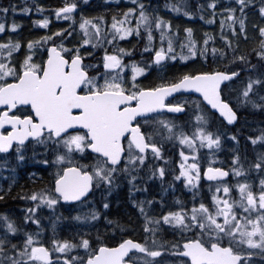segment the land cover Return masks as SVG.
<instances>
[{
	"label": "snow or ice",
	"instance_id": "6c2138e0",
	"mask_svg": "<svg viewBox=\"0 0 264 264\" xmlns=\"http://www.w3.org/2000/svg\"><path fill=\"white\" fill-rule=\"evenodd\" d=\"M229 3L167 0L164 8L186 17L199 13L209 24L219 14L222 47L215 46V35L205 32L198 40L193 28L185 27L179 51L171 21L146 0L118 7L110 22L106 11L85 16L79 0H62L50 9L39 0L22 7L11 0L0 3V34L9 33L0 39V175L5 168L12 172L7 188L0 186V200L12 197L17 167L31 160L54 170L46 184L21 188L12 197L25 202L22 216L0 213V264H264V127L258 135H245L252 157L247 144L243 152L238 147L241 130L232 131L249 106L264 113V23L252 25L251 46L247 23L249 10L264 21V0ZM33 8L72 23L52 31L50 15H43L33 23L47 32L13 39L19 24L7 22L9 13ZM129 38L143 39V47L121 46ZM137 51L140 61L131 58ZM178 61L201 67L142 82L153 68ZM184 96L191 99H178ZM189 105L197 123L186 132L168 117L182 115ZM217 120L222 128L213 131ZM223 137L234 142L230 164L213 166ZM166 143L179 145L174 179L183 178L192 191L191 206L177 201L164 211L161 200V214L151 215L155 198L132 200L137 219L142 218L137 236L131 221L103 215L111 207L109 193L124 182L130 195L140 184L147 191L148 181L163 178L159 161L169 159ZM28 175L37 183L42 179V174ZM202 178L209 182L207 202L200 197ZM98 191L99 208L93 203ZM43 207L70 213L51 221L47 239ZM61 219L81 222L72 239L56 236ZM101 219L106 230L119 231L118 242L110 245L104 238ZM169 229L171 239L165 238Z\"/></svg>",
	"mask_w": 264,
	"mask_h": 264
},
{
	"label": "rangeland",
	"instance_id": "374dc122",
	"mask_svg": "<svg viewBox=\"0 0 264 264\" xmlns=\"http://www.w3.org/2000/svg\"><path fill=\"white\" fill-rule=\"evenodd\" d=\"M25 2L24 0H22ZM89 2V0H87ZM102 6L103 9L105 7H111L112 12H114L118 7L123 8L125 6H130V0H102ZM228 5H221L219 7H227ZM111 12V13H112ZM20 14L16 13L14 16L11 14V17L7 22L11 23L14 19L15 22L19 24L21 27L20 32L22 33L23 30H26V33L29 34V38L38 37L40 35H43V30L35 28V24L33 23V19L31 17H19ZM216 19L219 20V14H217ZM36 20V18H35ZM110 22V17H109ZM72 23V21H64V20H57L56 18L52 17L50 15V29L52 31H55L57 28L61 27H67L68 24ZM186 26H189V22H185ZM76 26L78 27V20L76 23ZM200 28L199 25H195V31L196 34H198ZM48 31V29H47ZM19 32V28L16 30L15 34ZM9 35V33L0 34V39H5ZM20 36V33L18 35V38ZM27 39H25L26 41ZM138 40L129 38L128 44H123L121 46H131L132 43L137 42ZM132 42V43H131ZM176 43V42H175ZM156 44L159 46V40H158V34L156 38ZM177 48H179V43H176ZM146 54V57L144 59L148 58V54ZM175 62H169V65H166L164 68L159 69V71L156 70V68L152 69V76L148 77L147 80L154 79L158 76H165L166 78L170 77V74L172 72V68ZM182 63H187V61H182ZM142 81L143 83H147L148 81ZM178 99H184L189 100L191 97H178ZM253 112L255 111L250 106L246 109H244L241 113L246 116L245 112ZM173 119L177 125L180 126V120L178 118H169ZM186 121L190 124L188 128V132H191L193 126L197 123L195 120V115L191 110V105L188 107V112L186 116ZM183 123H186L185 121ZM261 127H264V122H255V121H249L245 119H240V123L232 129V131L241 130L240 135V145L238 146L243 152L245 150V145L247 144V152L249 157H252L253 155V149L250 145V142L245 141V135H258L259 129ZM217 128H222L220 125V122L217 120L215 121L212 129L215 131ZM211 129V130H212ZM245 142V143H244ZM165 155L169 158L167 161H159L160 164H163L165 167L166 175L161 178L158 175L153 178L152 180L147 182V191H144V185L140 184V190L135 191L129 194L128 191V185L126 182L122 183L120 188L114 190L113 192L109 193V199L111 201V207L104 211L103 215H107L109 219H117L120 218V221L118 223H124L127 224L129 221H131V224L134 228L137 230L133 233L134 235H139V229L138 226L142 220H138V210L134 204L131 203L132 200H140V199H154V206L150 208L149 214L156 215L161 214V208L162 205L160 203L161 200L164 201L163 210L167 211L169 210L166 206H174L177 204V201L181 202V204L188 203L189 207L191 199H192V191L189 188H186L183 184V178L180 180L174 179V174H179V166L178 163H173V161H178L179 159V145L178 143L176 146H173L170 143H166L165 145ZM234 147V142L230 141L228 138L223 137L221 142V147L218 150L214 149L215 157H218L214 161L213 166L217 167H227L230 164V152L232 151ZM37 151H40V149H37ZM207 149H204L203 152L205 154L206 159H212L211 157H207ZM256 151H259V148L256 149ZM39 159V157L37 158ZM175 170V173H174ZM5 175H0V186H3L7 188V185L9 184V177H12V172L10 168H5L2 170ZM54 171L52 169H49L45 171L43 169V166L38 165L35 161H28L27 164H24L20 167L16 168L15 172V180L16 184L11 189V192H13L12 197H16L17 193L20 191L21 188L24 189H31L33 185L35 184L36 187H40L42 183H47L50 173ZM38 173L42 174V179L40 183H37L34 178L29 177L28 173ZM139 183V182H138ZM157 195V196H156ZM161 195V196H160ZM210 193L208 192V184H205L201 180V187H200V197L203 198L206 202L210 200ZM152 196V197H151ZM12 197H9V204L3 208L0 209V213H8L11 216L15 218H19L23 214V210L25 208V202L20 200L19 198L13 199ZM101 197L100 192L98 191L95 194V197L93 199V203L98 202ZM166 197V198H165ZM2 200H0L1 202ZM16 206H15V204ZM92 204H89V207H91ZM96 206L99 208V203H96ZM75 212L71 213V215H74ZM41 215L44 217L42 220V223L44 224L47 235L44 237L47 239L48 237L52 236V232L50 229L51 221L56 218V216L62 215L63 217H69L70 213L64 208V207H58L55 210V213L53 214L51 210L47 209L46 207H43L41 210ZM131 217V218H130ZM81 222L72 221L71 219H61L57 222L56 227V236L59 238L67 237L69 239H72V234L74 231L77 230V227ZM106 222L101 219L99 221L98 227L100 232L103 234L104 238L108 241L112 242L113 239L117 242L119 238H121L120 233L118 230H113L111 227L109 229H105L104 224ZM126 232H128V229H125ZM169 234L165 237L168 239H171V229L168 230ZM92 236L95 238L96 231L92 230Z\"/></svg>",
	"mask_w": 264,
	"mask_h": 264
},
{
	"label": "trees",
	"instance_id": "16d2710c",
	"mask_svg": "<svg viewBox=\"0 0 264 264\" xmlns=\"http://www.w3.org/2000/svg\"><path fill=\"white\" fill-rule=\"evenodd\" d=\"M19 0H11L12 3L18 2ZM25 2L22 4V6H24L26 3L31 6L32 5V0H24ZM10 2V0H0V3H6V5ZM40 3L44 4L46 6V9H50V8H54L56 6H59L61 4V0H39ZM80 2V12H82L85 16H95L97 13L100 12H107V15L110 17L111 16V12H112V8L111 7H105V9H103L102 6V0H89V2L87 0H79ZM146 2H150L153 5H156L159 7L160 10V14L163 15L165 17V19H168L171 21L172 25H173V30L177 33V38L175 40L176 43H179L180 39H183L184 36L186 35V33H184L183 29L185 27H192L193 28V35L194 38L198 39V40H202L203 38V34L205 32H208L209 34L215 35L217 37L216 39V43L215 46L217 48L222 47V42L219 40V36L218 33L220 31V26H219V20L215 18V22L212 24H209L207 22V17L202 20L200 19V14L198 13L196 16L194 17H186L183 15L182 12L177 13V12H173L171 9H166L164 8L165 3L167 2V0H146ZM174 2V0H173ZM204 0H192L193 5H195L196 3H203ZM229 0H219V6L221 5H228ZM21 6V7H22ZM33 11V10H32ZM31 12L27 13L28 16H31ZM19 13V12H18ZM11 12L9 13V15L11 16ZM20 17H27V14L24 13H19ZM50 12L49 11H45V13L41 14L39 13V19L43 18V15H49ZM13 15V14H12ZM77 16L80 15V13L78 12L76 14ZM185 22H189L190 25L186 26ZM247 23H248V34H249V46H251L252 42L255 40L256 34L254 33L253 29H252V25L253 24H258V23H264V21H261L259 18L258 13H256L254 10H249L248 11V16H247ZM198 24L199 25V32L198 34H196L195 31V25ZM132 43V42H131ZM132 44H135L137 46V48H142L144 45V41L143 39H139L137 42H133ZM212 45H210L209 47H211ZM242 47L244 46L243 44L241 45ZM177 51H179V48H177ZM146 57V54H144L143 58ZM132 59H135L137 61H140L142 59L141 54L139 51L136 52V55L131 57ZM217 63H222V64H226L227 61H217ZM201 67V65L199 63L196 64H190V63H182V61H178L175 62L172 68V72L170 74V76L175 75L176 73L180 72V71H188L191 70L193 68H199ZM152 79L148 80V82H150ZM246 116H244L242 113H240V117L242 119H247L249 121H255V122H264V113L260 112L259 110H255L253 112H245ZM187 124L184 123L183 124V128L186 132H188V128L186 126ZM13 195V192H12ZM9 198L2 200L0 202V209L5 208L8 204H9ZM15 204V203H14ZM118 221H120V218H117ZM120 239V238H119ZM118 239V241H119ZM117 241V242H118ZM110 245L111 242L109 241Z\"/></svg>",
	"mask_w": 264,
	"mask_h": 264
},
{
	"label": "flooded vegetation",
	"instance_id": "af4514ba",
	"mask_svg": "<svg viewBox=\"0 0 264 264\" xmlns=\"http://www.w3.org/2000/svg\"><path fill=\"white\" fill-rule=\"evenodd\" d=\"M24 2L22 1V0H19L18 2H16V4L18 5V6H20L21 4H23ZM36 13V11H35V9L33 8V11H32V13H31V16H29L30 17V19H31V17H32V19L33 20H35V16H34V14ZM30 36H29V34L28 33H26V30H23V32L21 33L20 32V36H19V38L20 39H22V40H24L25 41V39H28ZM148 81V80H147ZM148 83V82H147ZM187 112H188V109L187 110H185V112L182 114V115H180V116H174V115H169V117L168 118H178V120H180V126L181 127H184L183 126V122L185 121L186 122V126L188 127L189 126V128L191 127L190 126V124L186 121V116H187ZM164 148H165V146H164Z\"/></svg>",
	"mask_w": 264,
	"mask_h": 264
},
{
	"label": "bare ground",
	"instance_id": "6f19581e",
	"mask_svg": "<svg viewBox=\"0 0 264 264\" xmlns=\"http://www.w3.org/2000/svg\"><path fill=\"white\" fill-rule=\"evenodd\" d=\"M62 1V0H61ZM195 96H197V94H194ZM185 112V111H184ZM181 114H174V116H180ZM246 120V119H245ZM226 123V122H225ZM238 125V124H237ZM236 125V126H237ZM252 135H254V134H252ZM245 143V142H244ZM109 196H110V194H109ZM157 196V195H156ZM161 196V195H160ZM152 197V196H151ZM166 198V197H165ZM100 199V198H99ZM15 206H16V204H15ZM131 218V217H130Z\"/></svg>",
	"mask_w": 264,
	"mask_h": 264
},
{
	"label": "water",
	"instance_id": "95a60500",
	"mask_svg": "<svg viewBox=\"0 0 264 264\" xmlns=\"http://www.w3.org/2000/svg\"><path fill=\"white\" fill-rule=\"evenodd\" d=\"M197 96H199V94H197ZM0 107H2V106H0ZM209 108H210V106H208ZM205 181H206V178H203ZM207 182V181H206Z\"/></svg>",
	"mask_w": 264,
	"mask_h": 264
}]
</instances>
